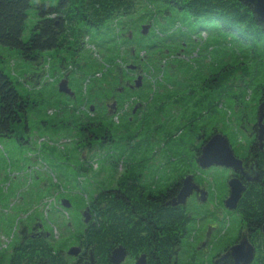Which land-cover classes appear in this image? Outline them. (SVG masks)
<instances>
[{"label": "rangeland", "instance_id": "rangeland-1", "mask_svg": "<svg viewBox=\"0 0 264 264\" xmlns=\"http://www.w3.org/2000/svg\"><path fill=\"white\" fill-rule=\"evenodd\" d=\"M38 3L50 6L54 0H30L23 41L40 20L39 11L34 10ZM142 26H148L146 35L141 34ZM199 29L183 11L140 0L133 15L118 17L99 30L88 29L80 48L70 45L75 50L44 51L30 62L18 51L0 46V70L30 101L25 125L15 137L0 138L1 263L7 262L19 241V230L36 220L49 234L53 250L67 252L75 246L84 227L78 209L112 186L111 175L123 168L128 150L138 153L127 162L141 157L147 171L155 170L160 189L190 175L207 192L204 204L194 197L186 200L192 220L186 226L177 264H210L232 239L243 235L239 215L221 202L228 195L229 172L216 166L199 168L196 157L213 129L227 138L234 155L245 156L249 127L260 104L258 88L264 83V47L259 46L256 57H248L237 37H226L217 27ZM182 41L189 45L186 53L179 47ZM153 44L159 55L150 51ZM237 56L246 59L236 61ZM132 57L150 59L146 65L142 62L149 88L144 92L143 116L131 127L109 119V140L101 146L93 143L90 153L73 129L60 130L57 115L68 110L58 83L66 79L79 95L85 93L99 103L104 95L96 94L95 85L107 84L110 89L115 84L112 75L131 63ZM81 156H85L81 165L87 163L88 169L76 171L71 166ZM65 198L71 200V210L59 205ZM207 233L209 248L203 252ZM122 264L134 262L126 257Z\"/></svg>", "mask_w": 264, "mask_h": 264}, {"label": "trees", "instance_id": "trees-1", "mask_svg": "<svg viewBox=\"0 0 264 264\" xmlns=\"http://www.w3.org/2000/svg\"><path fill=\"white\" fill-rule=\"evenodd\" d=\"M138 1L54 0L50 6L41 4L43 18L31 30L28 39L23 41L21 36L27 11L31 7L30 0H0V46L18 51L23 59L30 62L44 51L75 50L70 45L80 48L88 29L99 30L118 17L133 15ZM152 1L185 12L193 22L198 23L200 32L217 27L224 30L226 37H237L248 57H256L259 46L264 47V26L256 20L251 6L244 5L241 0ZM179 44L177 46L186 53L189 45L184 41ZM151 46L150 51L154 49L159 53L157 45ZM244 58L237 56L234 59L241 61ZM149 60L143 63L146 65ZM95 87L96 94L102 96L108 85L101 87L96 84ZM258 90L259 102H264V83ZM29 104L28 98L21 96L14 83L0 70V138H11L18 128L25 125L23 119ZM257 163V180L245 186L234 211L255 249L250 264H264V155L257 158ZM178 187L176 182L170 183L164 189L159 188L156 197L147 196L146 199L135 190H131L130 194L120 193L113 199L108 192L99 194L102 201L96 206L94 226L89 227L87 233L88 247L94 248L97 264H107L109 252L117 246H122L131 256L146 254L150 264H171L175 261L182 239L187 234L186 226L192 220L186 205L171 204ZM13 261L14 264H70L60 254H54L50 244L42 242H31Z\"/></svg>", "mask_w": 264, "mask_h": 264}, {"label": "flooded vegetation", "instance_id": "flooded-vegetation-1", "mask_svg": "<svg viewBox=\"0 0 264 264\" xmlns=\"http://www.w3.org/2000/svg\"><path fill=\"white\" fill-rule=\"evenodd\" d=\"M40 5L41 3L34 5V10L39 11L38 12L39 19L43 18V14L40 11L41 8ZM157 55H159V53ZM130 60L131 63L126 64L125 66L120 68V70L117 71L116 74L112 75V80L115 84L112 87H110V89L108 88V90L104 94L103 99L100 100L99 103H95V98H93L90 95L86 96L85 93L79 95L76 92V90H74L69 85V81H68V87L70 90V94H61L58 92L59 95L65 98L67 105L66 109L68 110V113L60 111L57 115V118H59L61 121L59 122L61 124L60 130H67L69 128L73 129L72 132L78 134V137L80 138V142H83L82 144L83 149L89 151L90 153L92 152L91 149H89V147H91L93 143H97V144L99 143V145L101 146L102 144H105L104 143L105 140H109V119H112L114 117L117 119V121H121L126 126L131 127L136 121L141 120L143 116L142 113H144L145 111L144 92L146 90H149L148 85L146 83L147 73L142 66V62L145 61L146 59L143 57L142 58L132 57ZM155 62L156 61L154 60V63ZM137 78H140L139 87H136L134 83L137 80ZM163 89L164 87L160 88L161 91ZM259 105H262L261 113L263 115V118L261 123L264 126V102L261 101ZM258 106L255 111L254 121L250 124L249 127V134L247 135L249 137V142L246 147L245 156L244 157L237 156V158L242 160V167L245 170V172L251 170L252 172L258 173L257 158L260 157L261 155H264V135L262 136L261 139H258V128L256 125ZM74 109L75 111H73ZM66 116H67L66 119L67 122H63ZM103 123L106 124L105 127L104 126L102 127ZM25 130H27V128H25ZM216 134H221V133L218 132L216 129L210 131L207 137L202 140V143L200 145L204 144L210 137ZM15 136H16L15 133L11 135V137H15ZM136 153H138V151L128 150L126 152L125 157L123 156V158H125L123 160L125 166L123 165V168H121L120 172L112 173L111 175L112 186H110L109 189H102L98 193H95L93 196L90 197L89 200L83 202L82 209H78V214L81 215V219H82V213L84 211L87 212L90 219L88 224H84L82 219V223L84 227L82 228L81 233L77 237V243L75 246H72L68 249L69 251L71 248H78V253L76 254V256H69L67 254L68 251L63 252L62 250H53L54 254H60L61 258L65 260L71 259V261H69L70 264H97L96 256L94 254V248L88 247L87 233H89L88 228L94 226L93 217L97 216L96 206L100 204L102 201V197H99V194L103 192H108L109 196L112 197L113 199L115 196H117L120 193L124 194L126 192L125 194H130L131 190H135V191H140L142 193V196H144V199H146L147 196H154V197L157 196V193L159 192L158 190L159 178L158 176H156L155 170L153 169L147 171L146 167L144 168L142 166L143 160L141 157H139L138 161L136 162H127L131 160ZM198 155H199V150L197 151V156ZM82 158L85 159V156L75 158L76 165L71 166L74 170L76 171L81 170L82 167L85 168L84 170L88 169L87 163L81 165ZM226 171L229 172L228 180L234 177L238 179L244 186L249 184L246 178L244 177V175H241L238 172L235 173L230 169H226ZM182 180L183 178H179L175 181L176 184L179 185L178 191L180 189ZM192 181L197 186V188L205 190L204 187H202L201 183L194 181L193 177H192ZM190 197H194L199 203H203V204L208 201L207 192H206V200L204 202H201L199 200V197L195 192H193ZM226 197L227 195L221 200L222 205H224V200ZM73 199L76 198L73 197ZM62 201H67L69 203L70 207L67 210H71L73 208L70 199L67 198L61 199L59 201V205H61ZM80 205H82V203H80ZM243 232H244L243 235L236 236V238L232 239L229 242V244L226 245L219 253L214 255L211 259L210 264H221L224 261H231L233 264L231 257L229 255L225 256V254L229 248L238 244V242L241 239L248 240L247 232L245 231ZM18 237H19V241L17 242L16 245L12 246L11 253L8 257L7 262L5 263L0 262V264H14L13 261L14 257H16V255L20 253L22 249L27 247L31 242H37V243L42 242V243H47L48 245L50 244L49 234L46 231H44L41 222H39L38 220H36L34 224H31L29 226L26 225L23 228H21L18 232ZM206 237H204V241L201 244V248L203 252H207L209 248V242H210L209 236L207 240H205ZM111 251L109 252V255ZM126 252H127L126 257L132 258L134 264L136 259L141 255L145 256V264H150L148 260V256H146V254L142 253L139 254L138 256H131L127 250ZM109 255L107 257L108 260L107 264H111L109 262ZM254 255H255V249H254ZM175 261H172L171 264H177Z\"/></svg>", "mask_w": 264, "mask_h": 264}, {"label": "water", "instance_id": "water-1", "mask_svg": "<svg viewBox=\"0 0 264 264\" xmlns=\"http://www.w3.org/2000/svg\"><path fill=\"white\" fill-rule=\"evenodd\" d=\"M244 5H249L252 8V13L256 20L264 26V0H241ZM148 31V26H142L141 34L146 35ZM136 87L140 86V78L134 82ZM58 92L61 94H70L68 87V81L62 79L58 83ZM262 105H259L257 110V121L256 125L258 128V139H261L264 135V126L261 121L263 115L261 113ZM197 165L202 169H207L212 166L222 167L225 169H230L235 173H240L244 175L249 184H254L257 180L258 173L252 172L251 170L245 172L242 167V160L234 155L231 146L227 138L222 134H216L210 137L204 144L201 145L199 149V155L196 157ZM228 195L224 200V207L228 211H235L237 203L241 197V194L245 191V186L236 178H230L227 181ZM195 192L199 200L204 202L206 200V191L197 188L193 183L192 177L187 176L181 182L180 189L171 201L173 206L175 205H185L188 197ZM61 206L68 209L70 207L67 201H62ZM82 219L84 224H88L90 217L87 212L82 213ZM262 234H264V225L262 226ZM206 239L209 233L206 235ZM206 243V242H205ZM202 249V248H201ZM204 249V248H203ZM78 253V248H71L68 251L69 256H76ZM127 252L122 246H117L114 248L109 255V262L111 264H122L126 258ZM229 255L233 261V264H250L254 258V248L249 243L247 239H241L238 244L229 248L225 254ZM135 264H145V256H139Z\"/></svg>", "mask_w": 264, "mask_h": 264}]
</instances>
